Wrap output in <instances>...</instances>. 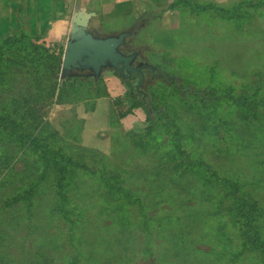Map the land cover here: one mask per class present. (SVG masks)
Masks as SVG:
<instances>
[{
  "label": "rangeland",
  "instance_id": "374dc122",
  "mask_svg": "<svg viewBox=\"0 0 264 264\" xmlns=\"http://www.w3.org/2000/svg\"><path fill=\"white\" fill-rule=\"evenodd\" d=\"M176 1L143 13L127 48L183 87L149 78L153 115L115 76L65 79L63 58L29 52L1 60L0 115L27 98L30 134L82 167L49 169L34 149L3 142L0 264H264V245L246 244L229 221L225 189L234 183L257 207L264 243V106L246 110L230 98L264 100V4L193 0L209 7L195 12ZM119 24L95 20L90 28L112 35ZM69 36L38 43L65 47ZM187 90L214 91L216 100L199 107ZM135 106L122 127L119 114Z\"/></svg>",
  "mask_w": 264,
  "mask_h": 264
},
{
  "label": "trees",
  "instance_id": "16d2710c",
  "mask_svg": "<svg viewBox=\"0 0 264 264\" xmlns=\"http://www.w3.org/2000/svg\"><path fill=\"white\" fill-rule=\"evenodd\" d=\"M182 5L185 8L195 11V12H202L206 11L209 7L201 6L197 3H194L193 0H177L174 4ZM261 5L264 4V0L260 2ZM221 14L227 15L229 12L224 10H219ZM139 24V21L137 22ZM140 26V25H139ZM40 41V38L35 37L32 38L29 35H27L24 32H20L19 34H15L11 37L1 38L0 39V63L1 60L6 62H11L14 59L21 58L23 56V52L27 53H36L41 59L49 60L50 62L54 63L59 60L61 63V59L64 55L65 47H61L58 44H54L51 47H46L44 44H38ZM26 57V54L25 56ZM115 74V73H114ZM117 75V74H115ZM118 76V75H117ZM80 80H86V78H76ZM88 79V78H87ZM122 81V80H121ZM125 83L124 81H122ZM178 90H183V87H179L178 84H176ZM187 94H189L191 97L195 98V103L202 108L209 107L210 103H213L215 99V96L217 95L212 92L208 93H198V92H191L190 90H187ZM104 95H107L106 91H104ZM101 95L97 94L95 97L96 99L100 97ZM135 98V97H134ZM233 102L239 106L240 108H244L246 110H253L256 109V107L264 106V100L258 102L255 100H251L247 97L243 98H233L230 97ZM182 101L186 104H192L191 101L184 100L182 98ZM136 104V103H134ZM29 101L24 99L23 102L15 104L13 109L8 114L0 115V147L5 143H11L13 145L18 144L19 147H22L24 150V147L27 150L34 149L33 151L36 152L43 160H46L47 167L60 169V168H66V166H74V167H82L79 163H75L72 160L66 159L63 154L60 151H57V149L50 148L47 144L41 143L40 140L35 137V135L30 134L31 126L28 125L29 119L27 118L28 115H30L31 109L28 108ZM138 106V104H136ZM131 107L127 112H122V114H119V124H121V121H125L128 116H131L134 114V110L137 109L136 107ZM142 107V106H138ZM145 109H144V108ZM142 110L144 113L145 110L149 112V110L146 108L145 105H143ZM112 117L115 116V111L111 110ZM158 114L164 115L167 118V123L169 128L172 130L174 129L175 135L180 134V130L178 126H176L171 118L162 110L157 111ZM150 115V114H149ZM150 122L154 124V127H156L155 121L149 117ZM123 127V125L121 124ZM2 148H0L1 151ZM25 152V151H24ZM1 156V154H0ZM64 176V175H63ZM60 176V180H62V177ZM110 177V176H109ZM225 186L226 193L228 195L229 200L232 202L229 206V210L227 211V217L229 221L233 222L232 225H235V227H240L241 231L244 235V240L246 244H251L261 250L260 248H263L264 243L260 240V233H259V227H258V216L259 211L257 210V207L251 204L246 200V198L243 195H240L239 188L232 182L229 181L228 184ZM33 187L37 188V184L31 185ZM30 188L28 191V197L32 196L36 192V188ZM108 187L110 189V192H112L114 189V185L111 183H108ZM65 214H73L71 211L66 210L64 211ZM235 240V239H234ZM264 249V248H263ZM224 249L221 250V254H223Z\"/></svg>",
  "mask_w": 264,
  "mask_h": 264
},
{
  "label": "crops",
  "instance_id": "0c3cea01",
  "mask_svg": "<svg viewBox=\"0 0 264 264\" xmlns=\"http://www.w3.org/2000/svg\"><path fill=\"white\" fill-rule=\"evenodd\" d=\"M163 2L166 3V0H0V36L24 32L32 38L38 37L49 42L48 44L60 43L61 38L71 30L69 14L79 10L97 14L90 26L93 21L99 23L102 20L104 24L107 21L114 22L117 28L116 21L119 20L118 29L126 30L135 26L143 13L149 15L152 9L158 8ZM113 74L104 73L102 78L111 79L115 76L123 83ZM107 84H111L110 81ZM124 93L123 89L122 93L118 92L116 95Z\"/></svg>",
  "mask_w": 264,
  "mask_h": 264
},
{
  "label": "water",
  "instance_id": "95a60500",
  "mask_svg": "<svg viewBox=\"0 0 264 264\" xmlns=\"http://www.w3.org/2000/svg\"><path fill=\"white\" fill-rule=\"evenodd\" d=\"M96 16L95 12L84 10L76 11L72 15L70 36L63 56L62 77L65 79L92 78L99 81L106 71L113 72L122 81L133 85L135 98L142 97L143 104L146 106L149 104L147 100L149 101L150 96L142 89L147 81L143 70L153 71L152 80L162 76L169 79L170 77L166 71L156 73L159 67L147 60L136 64L141 51L129 53L123 50L129 40L136 35L138 23L118 34L99 35L90 28V22ZM131 74H137L140 80L134 81L129 76ZM175 81L178 83V79Z\"/></svg>",
  "mask_w": 264,
  "mask_h": 264
},
{
  "label": "flooded vegetation",
  "instance_id": "af4514ba",
  "mask_svg": "<svg viewBox=\"0 0 264 264\" xmlns=\"http://www.w3.org/2000/svg\"><path fill=\"white\" fill-rule=\"evenodd\" d=\"M129 42H130V40H129ZM130 43H128L124 48H123V50L124 51H126V52H129V53H132V52H137V51H141V54H140V56L138 57V60L135 62L136 64H138V62H140V61H146V59H144V57H143V54H142V50H140V49H134V51H129V50H127V48H128V45H129ZM144 71V75L146 76V78H147V81H148V79L150 78L151 79V81H153L152 80V78H153V75H154V73H153V71L151 70V69H144L143 70ZM160 71H162V70H158L156 73H159ZM134 81H139L140 80V77L137 75V74H131V75H129ZM169 76V75H168ZM170 77V76H169ZM156 79H164V80H168V81H171V80H174L175 81V79H173V77H170V79L169 78H167V77H159V78H156ZM155 79V80H156ZM147 81H146V83H147ZM146 83H145V85L142 87V89H143V91H145V86H146ZM178 84V83H177ZM134 90V89H133ZM144 96V95H143ZM140 98V97H139ZM142 98V97H141ZM138 99V98H137ZM147 103H149V101L147 100ZM147 107V109L149 110V112L151 111V109H150V107H149V104H147L146 105ZM150 114L151 115H153L151 112H150Z\"/></svg>",
  "mask_w": 264,
  "mask_h": 264
}]
</instances>
